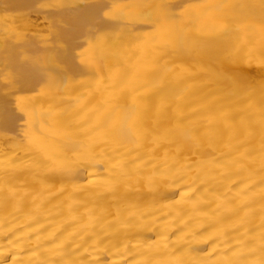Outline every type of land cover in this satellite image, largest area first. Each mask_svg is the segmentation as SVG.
<instances>
[{
  "label": "bare ground",
  "instance_id": "1",
  "mask_svg": "<svg viewBox=\"0 0 264 264\" xmlns=\"http://www.w3.org/2000/svg\"><path fill=\"white\" fill-rule=\"evenodd\" d=\"M0 264H264V0H0Z\"/></svg>",
  "mask_w": 264,
  "mask_h": 264
}]
</instances>
